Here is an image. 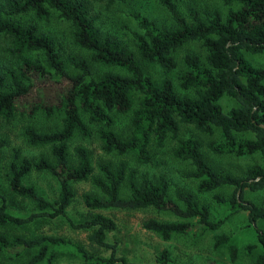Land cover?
Here are the masks:
<instances>
[{
	"label": "trees",
	"instance_id": "obj_1",
	"mask_svg": "<svg viewBox=\"0 0 264 264\" xmlns=\"http://www.w3.org/2000/svg\"><path fill=\"white\" fill-rule=\"evenodd\" d=\"M109 6L125 0H104ZM169 13L172 25L158 24L146 16L136 14L140 28L133 31L132 39L138 57L112 35H104L98 27V16L93 14L86 0H3L0 3V123H10L18 116L33 117L39 112L46 115L61 112V126L57 130L39 131L32 125L25 127L26 142L33 146H49L45 153L35 158L23 156L14 148L8 165L7 189L33 203L34 211L15 215L8 210L7 197L0 186V226H23L45 218L64 216L75 191L72 183L89 181L100 193H83L82 202L89 210H138L153 208L167 211L181 219L194 221H160L148 218L142 226L163 240L175 234L187 235L198 229L202 235L207 230L221 227L239 211L248 212V220L255 223L264 219V208L245 198L244 189L264 188V166L251 164L242 176L220 173L207 162L201 151V142L195 138L178 139L174 155L189 161L193 166L190 176L199 179L197 191L209 192L221 186L233 187L230 197L213 194L214 202L224 209L216 219L211 210L200 205L192 192L177 189L176 197L182 204L168 198L169 181L165 175L157 180L147 176L138 178L137 170L127 161L117 165L100 163L98 175L88 149L78 145L73 148L76 164L70 163L68 141L78 133L90 137V125L97 130L101 150L106 154H131L139 163L151 160L149 147L164 145L170 136L177 138L181 124H189L200 132L212 135L220 130L221 142L211 141L208 149L215 154L242 156L259 154L264 160V67L252 64L245 53L264 52V0H223L225 4L237 3L225 16L214 10L202 19L196 9L189 7V22L172 0H159ZM31 13L36 20L47 21L52 13L69 23L73 43L89 53V59L70 55V72L63 60L54 36L40 31L36 22L22 23L11 17ZM201 41L205 49L199 55L184 56L186 69L178 76L181 88L193 90L181 94L170 78L156 83L147 74L142 61L153 63L165 71L177 67L174 53L188 42ZM36 55V57L30 56ZM94 65H106L119 71H108L99 77L93 74ZM60 81L52 93L38 87L39 81ZM38 88L37 99L27 95ZM139 98L133 100V95ZM228 96L237 105L224 111L220 99ZM130 113L129 133L123 138L113 129L117 114ZM86 117V118H84ZM7 141L0 139V169L2 148ZM33 172L55 177L59 191L57 198L49 200L36 187L24 179ZM127 185L128 196H121ZM74 228L91 229L89 239L98 246L110 249L108 256L90 254L83 246L55 235L0 233V253L16 259L26 251L35 254L21 264H51L61 252L68 250L83 260L84 264H129L117 255L116 243L107 241V231L116 228L115 220L95 213ZM198 226V227H197ZM263 250L253 264H264V231L256 229ZM228 244L229 259L238 258V247L225 234L214 236V247ZM253 245L245 246L249 254ZM167 248L161 250L158 264H171ZM3 264V263H0Z\"/></svg>",
	"mask_w": 264,
	"mask_h": 264
},
{
	"label": "rangeland",
	"instance_id": "obj_2",
	"mask_svg": "<svg viewBox=\"0 0 264 264\" xmlns=\"http://www.w3.org/2000/svg\"><path fill=\"white\" fill-rule=\"evenodd\" d=\"M3 0H0V3ZM93 14L97 15L98 27L102 34L112 35L128 46L129 50L137 55L134 41L132 39L133 31H141L138 27L134 15L140 14L148 17L158 24L171 26L172 21L169 13L161 5L159 0H125L123 2L107 5L104 0H86ZM178 11L190 22L188 9L192 6L196 9L202 19L209 17L214 10H218L222 16H225L229 10L237 9V3L225 4L223 0H172ZM14 21L22 23L36 22L40 31L54 36L58 50L66 62L70 72H76L68 62L70 55L89 59V53L78 48L72 41L71 26L69 23L52 13L47 21L36 20L31 13H25L20 16L11 17ZM4 46V41L0 40V48ZM199 55L202 59L205 56V49L201 41H192L177 49L174 56L177 61V67L171 71H165L153 63L142 61L145 72L152 76L156 83L164 78H170L178 92L181 94H192L193 90H184L181 88L178 76L186 69L184 56L187 54ZM246 58L255 66L264 67V52L245 53ZM36 57L34 54H30ZM3 61V55L0 56V62ZM108 71H119L116 68L106 65H94L93 74L95 77L101 76ZM38 87L43 92L52 93L54 88L60 85V81L49 79L39 81ZM39 89L34 88L28 96L30 99H37ZM133 100L139 96L134 94ZM220 104L224 111L236 106L235 99L223 96ZM61 112L46 115L42 112L33 117L18 116L10 123H0V139L7 141V145L2 148V164L0 169V186L3 194L7 197L8 210L15 215H26L34 211L33 203L29 200L10 193L7 189L8 165L11 160L12 151L18 148L23 156L35 158L41 153L50 156L49 146H33L26 142L24 129L28 125L34 126L39 131L57 130L61 126ZM130 113L117 114L114 118L113 129L121 137L125 138L129 133ZM86 118V117H84ZM99 125H90V137L83 138L76 133L68 141V152L70 153V163L75 165L76 159L73 157V148L78 145L85 146L90 154L91 163L94 167V175H98L97 166L100 163L110 161L117 165L120 161H127L130 167L137 170L138 178L147 176L152 180H157L160 175H165L169 181L168 198L178 204H182L175 195L177 189L192 192L200 205H205L211 210V218L216 219L224 213V209L219 207L213 200V194H220L230 197L233 187L221 186L213 191L199 192L197 184L199 179L190 176L193 166L189 161L177 158L174 150L178 145V139L188 137L195 138L201 142V151L207 162L213 165L220 173H227L234 176H242L245 170L253 163H259L264 166V160L259 154H247L235 156L229 154H215L208 149L211 141L221 142L220 130L216 128L212 135L200 132L192 125L181 124L177 138L168 137L161 147L151 144L149 151L151 160L148 163H139L131 154L120 155L117 153L106 154L101 150L97 130ZM51 158V156H50ZM24 182L34 185L37 191L49 200L57 198L59 187L55 177L33 172L28 175ZM75 191L70 205L66 208L64 216L55 218H45L28 223L23 226L7 225L0 226V233L11 236L23 234L25 236L34 235H55L69 239L83 246L90 254L96 256H108L110 249L98 246L89 239L91 229H78L72 226V223H79L91 217L95 213H102L112 217L116 222V228L107 231V241L116 243L117 255L122 256L129 264H158L156 259L161 250L167 248L170 251L171 264H253L255 257L263 250V246L257 238L256 229L264 231V219H257L255 223L248 220L247 211H239L230 216L226 222L219 228L207 230L202 235L198 234V229H193L187 235L175 234L169 240H163L156 233L145 229L142 223L148 218H156L160 221H194V219H181L167 211H157L153 208L138 210H89L82 202L83 193L100 194L89 181H77L72 183ZM121 196H128L127 185L124 184L121 190ZM245 198L251 200L256 205L264 208V188L261 190L244 189ZM198 227V226H197ZM225 234L231 237V241L238 247V258L235 261L229 259L228 244L224 243L214 247V236ZM253 245L249 254H245V246ZM35 249L24 252L16 259H11L0 253V263L3 264H21L27 261L35 254ZM51 264H84L83 260L77 255L65 250L57 255Z\"/></svg>",
	"mask_w": 264,
	"mask_h": 264
}]
</instances>
